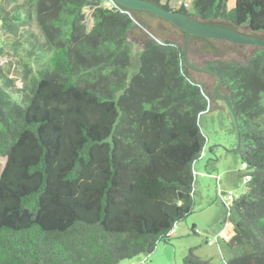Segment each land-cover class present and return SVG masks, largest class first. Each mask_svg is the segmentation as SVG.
<instances>
[{
    "label": "trees",
    "instance_id": "16d2710c",
    "mask_svg": "<svg viewBox=\"0 0 264 264\" xmlns=\"http://www.w3.org/2000/svg\"><path fill=\"white\" fill-rule=\"evenodd\" d=\"M111 1L27 0L40 33L25 31L27 54L45 59L28 93L0 80V264H119L167 243L194 210V163L206 143L198 118L209 104L184 60L185 34ZM148 1L264 38V0ZM10 8L0 4V28L16 35L30 13ZM186 44L210 56L201 67L222 79L239 176H249L230 205L226 263L264 264V47L221 59L244 45L200 36ZM181 264L207 261L191 247Z\"/></svg>",
    "mask_w": 264,
    "mask_h": 264
},
{
    "label": "rangeland",
    "instance_id": "374dc122",
    "mask_svg": "<svg viewBox=\"0 0 264 264\" xmlns=\"http://www.w3.org/2000/svg\"><path fill=\"white\" fill-rule=\"evenodd\" d=\"M233 2L234 0H227L228 7H231ZM0 4L8 9H11L10 7L14 4H26L25 12L30 13L27 23L17 26L16 35L0 28V80L10 79L13 92L17 91L14 94L20 96L30 91L37 71L43 66L45 54L37 50L35 52L37 59L27 54L29 49L27 42L25 43V31L29 30L35 36L40 37L34 20V10L27 0H0ZM173 4L174 0H171L170 5L174 6ZM91 12L89 8L83 9V22L87 31L92 26ZM143 30L145 31L141 26L135 29L137 33H145ZM128 40L134 44V50L140 48L139 42L133 35H130ZM37 54L40 56L37 57ZM191 75L205 86L209 108L198 118L206 143L204 154L202 153L194 163V189L196 191L194 210L175 226L186 224L187 229L180 237L172 234L167 243L159 242L150 254H138L130 259L122 260L119 264H181L182 258L191 247L195 248V253L207 261V264H227L231 256L225 246L227 239H219L218 243L215 241V234L222 227L221 222L225 212L224 205L221 203L223 200L217 192L220 189L223 193L231 194L237 199L246 189V184L239 176L242 168L235 150L237 131L226 104L216 96H210L217 84V77L197 70H193ZM18 90L21 94H18ZM208 160H210L209 163H207ZM204 167H207L209 174L201 178L199 169L204 171ZM191 223L196 226L197 233L192 230ZM228 228L233 229L231 221ZM207 241H212V244L209 245Z\"/></svg>",
    "mask_w": 264,
    "mask_h": 264
},
{
    "label": "water",
    "instance_id": "95a60500",
    "mask_svg": "<svg viewBox=\"0 0 264 264\" xmlns=\"http://www.w3.org/2000/svg\"><path fill=\"white\" fill-rule=\"evenodd\" d=\"M113 1L126 9L147 12L156 16L159 19H164L170 24V26L175 27L176 29L184 32L185 51L183 57L186 64L193 70L207 72L217 77L218 79L217 84L213 88L214 96H216L218 99H221L226 104L227 108L229 109L233 117L234 123L236 124L235 114L232 105L230 103V100L218 91V88L222 83L221 77L210 68L201 67L205 63V61L211 59V57L204 54L201 51L198 52L197 47L195 46L192 47L194 50L193 52H189V51L187 52L186 40L189 36H200L215 40H223L235 44H243L244 45L243 47H235L237 51L231 50L229 51V53H227L224 57L221 58V59H231L235 57L238 59L240 57H248L252 52V46L264 47V38L244 34L219 24L199 21L189 14L179 12L176 10L165 9L160 5H157L156 3H153L148 0H113ZM217 46L219 47V49H225V45L221 42H218ZM193 63L198 66L193 65ZM238 146L239 145H238V133H237V146L235 150L238 149Z\"/></svg>",
    "mask_w": 264,
    "mask_h": 264
},
{
    "label": "built area",
    "instance_id": "2783aa9c",
    "mask_svg": "<svg viewBox=\"0 0 264 264\" xmlns=\"http://www.w3.org/2000/svg\"><path fill=\"white\" fill-rule=\"evenodd\" d=\"M191 4V0H177L176 2V6L180 7L183 6L184 8H188ZM105 6H107L108 8H113L115 7L114 3L111 0H108V2L105 3ZM249 179V176L246 175L243 179V182H247ZM218 196L221 197V199L223 200V205L225 208V214H226V220L223 222L222 227L220 229V231H218L215 234V241L218 243L219 239L225 240V239H229L230 236L232 235L233 229L229 230L228 226H229V222H230V205L232 200L234 199V196L231 194H225L222 192V190H218ZM207 243L210 245L212 244V241H207Z\"/></svg>",
    "mask_w": 264,
    "mask_h": 264
},
{
    "label": "crops",
    "instance_id": "0c3cea01",
    "mask_svg": "<svg viewBox=\"0 0 264 264\" xmlns=\"http://www.w3.org/2000/svg\"><path fill=\"white\" fill-rule=\"evenodd\" d=\"M170 2H171V0H170ZM175 3H176V0H174V4L173 5H175ZM204 150V149H203ZM203 154H204V151H203ZM212 153H211V151H210V155H211ZM204 169L206 170H202V169H199V176L202 178H204L205 177V174H209V172L207 171V167H204ZM194 191H195V189H194ZM196 192V191H195ZM218 194V193H217ZM221 203H222V205H223V202L221 201ZM221 213V212H220ZM192 224V228H195V230H196V226L193 224V223H191ZM186 229H187V225L186 224H181V225H179V226H177V227H175L174 228V230H173V232H171V235L173 234V236H177V237H180L185 231H186ZM193 230V229H192Z\"/></svg>",
    "mask_w": 264,
    "mask_h": 264
},
{
    "label": "flooded vegetation",
    "instance_id": "af4514ba",
    "mask_svg": "<svg viewBox=\"0 0 264 264\" xmlns=\"http://www.w3.org/2000/svg\"><path fill=\"white\" fill-rule=\"evenodd\" d=\"M140 18H141V20H142L143 22H146V23H147V22L149 21V19H150L148 16H146V15L143 14V13L140 14ZM159 21H160L159 18H156V19L153 20V24H156V25H157V24L159 23ZM207 23H209V22H207ZM169 27H170L174 32H175V30H178V29H176L175 27H172V26H170V25H169ZM141 28L143 29V26H142ZM175 35H176V34H175ZM248 35H250V34H248ZM176 36H177V35H176ZM184 36H185V35H184Z\"/></svg>",
    "mask_w": 264,
    "mask_h": 264
},
{
    "label": "clouds",
    "instance_id": "9594fccd",
    "mask_svg": "<svg viewBox=\"0 0 264 264\" xmlns=\"http://www.w3.org/2000/svg\"><path fill=\"white\" fill-rule=\"evenodd\" d=\"M176 2H177V0H176ZM190 5H191V4H190ZM174 6H175V7H177V6H176V3H175V5H174ZM189 7H190V6H189ZM189 7H188V8H189Z\"/></svg>",
    "mask_w": 264,
    "mask_h": 264
}]
</instances>
